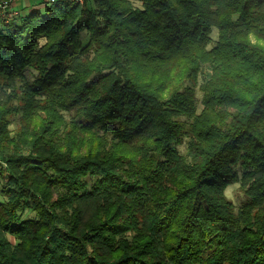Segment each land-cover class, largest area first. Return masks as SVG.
Instances as JSON below:
<instances>
[{
	"label": "trees",
	"instance_id": "1",
	"mask_svg": "<svg viewBox=\"0 0 264 264\" xmlns=\"http://www.w3.org/2000/svg\"><path fill=\"white\" fill-rule=\"evenodd\" d=\"M36 4L0 26V264H264V0Z\"/></svg>",
	"mask_w": 264,
	"mask_h": 264
},
{
	"label": "rangeland",
	"instance_id": "2",
	"mask_svg": "<svg viewBox=\"0 0 264 264\" xmlns=\"http://www.w3.org/2000/svg\"><path fill=\"white\" fill-rule=\"evenodd\" d=\"M1 1H9V3L6 4V6H4V5L0 6V26H1V24L4 21L8 22L10 20H14V19L17 18V16L19 14L21 15V13L22 14L26 13V11L29 9V7H20L19 8V6L15 5V3H16L15 1H17V0H0V2ZM10 1H11V4H10ZM20 1H25V0H20ZM36 1H38V0H33L34 5L32 4L31 8L32 7H34V8L37 7ZM62 1L65 2L67 0H65V1L62 0ZM75 1L79 2L81 4L83 3V0L82 1L75 0ZM16 7H18V8H17L16 11H14V8H16ZM14 12H18V14H15L14 16L13 15L11 16V14H13ZM212 36H213V42H214L218 38V32H217V30L215 28L212 31ZM87 38H88V36H87L86 31H82L81 32V39L84 42H87L88 41ZM40 41L43 43L44 39L41 38ZM12 118H13V123L10 124V126H9L11 129L17 127L16 121H19V118L17 119L16 115L12 116ZM180 150L184 152L186 150V145L185 144L181 145L180 146ZM236 170L238 171L239 174H241V171H242L241 167L236 166ZM237 185H238V187H237ZM225 194L228 197V199L231 200L232 203L236 207H238L240 204H242L243 201L246 199V194H245V192L243 190V187L241 186V183L239 181L229 184L226 187V189H225ZM229 194H230L231 198L229 197Z\"/></svg>",
	"mask_w": 264,
	"mask_h": 264
},
{
	"label": "crops",
	"instance_id": "3",
	"mask_svg": "<svg viewBox=\"0 0 264 264\" xmlns=\"http://www.w3.org/2000/svg\"><path fill=\"white\" fill-rule=\"evenodd\" d=\"M15 2H16L15 5L19 6V8L20 7H29V8H31L32 4L34 5L33 0H25V1L17 0ZM16 8H18V7H16Z\"/></svg>",
	"mask_w": 264,
	"mask_h": 264
},
{
	"label": "built area",
	"instance_id": "4",
	"mask_svg": "<svg viewBox=\"0 0 264 264\" xmlns=\"http://www.w3.org/2000/svg\"><path fill=\"white\" fill-rule=\"evenodd\" d=\"M42 1H45V3H47V4H51V3H53V2H55L57 0H42ZM78 1H82V0H78ZM8 3H9V1H1L0 2V6H2V5L6 6V4H8ZM10 4H11V1H10ZM16 10H17V8H14V11H16ZM15 14H18V12H14L13 14H11V16L12 15L14 16Z\"/></svg>",
	"mask_w": 264,
	"mask_h": 264
},
{
	"label": "clouds",
	"instance_id": "5",
	"mask_svg": "<svg viewBox=\"0 0 264 264\" xmlns=\"http://www.w3.org/2000/svg\"><path fill=\"white\" fill-rule=\"evenodd\" d=\"M237 187H238V185H237ZM229 197H230V194H229ZM231 198V197H230Z\"/></svg>",
	"mask_w": 264,
	"mask_h": 264
}]
</instances>
